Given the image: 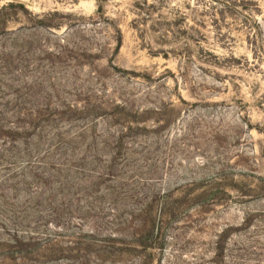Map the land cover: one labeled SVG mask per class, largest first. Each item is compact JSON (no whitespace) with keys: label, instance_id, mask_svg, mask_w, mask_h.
<instances>
[{"label":"rangeland","instance_id":"obj_1","mask_svg":"<svg viewBox=\"0 0 264 264\" xmlns=\"http://www.w3.org/2000/svg\"><path fill=\"white\" fill-rule=\"evenodd\" d=\"M0 118V264H264V0H0Z\"/></svg>","mask_w":264,"mask_h":264},{"label":"trees","instance_id":"obj_2","mask_svg":"<svg viewBox=\"0 0 264 264\" xmlns=\"http://www.w3.org/2000/svg\"><path fill=\"white\" fill-rule=\"evenodd\" d=\"M5 119L0 118V132L4 130V127H7V130L9 132H2V135L0 134V161H3L4 158L9 154V159H7L6 163L3 165V168L7 171L6 176H8V180H11L15 177V170L17 171V165L18 162H16L13 153L15 151V148H17L14 144H16L18 141L21 140V138H17L18 131L13 130L11 128L12 126L9 125H4ZM16 129H21L20 127L16 126ZM10 141V142H6ZM10 145L8 146V144ZM28 165H30V161L26 162ZM24 172V171H22ZM23 174V173H22ZM25 173L23 174V178L25 177ZM10 237V240L5 241L0 240V249L2 248H11L14 246V248H18L19 246H27L26 243H24L25 238L20 236L18 233H15L13 236L8 235ZM111 242L115 241V238L111 237L109 238ZM108 242V241H106ZM109 246V245H108ZM223 249V248H220ZM18 255V254H17ZM5 259V255H3ZM221 263V262H220ZM224 263V258H223V250H222V264ZM215 264H218V262H215Z\"/></svg>","mask_w":264,"mask_h":264}]
</instances>
